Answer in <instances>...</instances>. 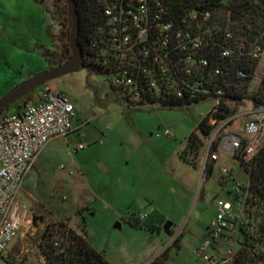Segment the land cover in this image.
Masks as SVG:
<instances>
[{"label": "rangeland", "instance_id": "obj_1", "mask_svg": "<svg viewBox=\"0 0 264 264\" xmlns=\"http://www.w3.org/2000/svg\"><path fill=\"white\" fill-rule=\"evenodd\" d=\"M60 33L39 1L0 0V98L59 66ZM263 78L264 54L254 77L238 86L252 98ZM48 89L65 93L75 105V129L67 139L50 141L25 178L11 210L21 224L19 235L0 264H42L40 243L48 225L66 222L80 232L82 218L88 242L112 264H147L166 247L172 264H207L199 252L217 217L218 197L234 201L236 183L248 181L227 153L219 151L217 161L207 163H214L210 177L203 151L198 169L182 156L214 101L134 107L109 76L87 68L40 85L32 91L35 101ZM246 121L234 120L226 132L241 133ZM166 129L173 135L166 136ZM222 166L235 172L236 181L222 183ZM168 223L172 234L165 231ZM237 236L243 239L240 232ZM178 238L180 247L173 245ZM223 239L205 254L220 257L239 248L233 238Z\"/></svg>", "mask_w": 264, "mask_h": 264}, {"label": "built area", "instance_id": "obj_2", "mask_svg": "<svg viewBox=\"0 0 264 264\" xmlns=\"http://www.w3.org/2000/svg\"><path fill=\"white\" fill-rule=\"evenodd\" d=\"M99 1L104 20L98 27L99 39L93 43L91 54L85 56V62L107 72L111 85L127 97L131 106L137 107L142 102L144 106H160L146 104V88L158 94L165 91L168 95L183 97L179 85L192 82L196 72L193 57L212 37L211 13L206 11L200 17L185 7L182 8L184 15H180L173 0ZM173 7L176 11L171 10ZM231 37L226 31V38ZM95 47L97 51H93ZM231 53L225 49L221 55L228 57ZM199 61L202 66L209 64L207 59ZM86 67L94 72L87 64ZM152 71L153 78H147ZM43 97L40 103L26 104L20 114L0 115V259L19 235L21 224L15 215L11 216V210L17 207L16 199L25 178L50 141L67 139L74 132L77 110L67 95L48 89ZM209 100L214 104L204 118H209L215 127L203 150V168L209 161H217L220 151L244 169L243 165L250 163L264 148V107L255 108L253 102L245 101L241 111L218 123L214 112L220 99ZM243 116L247 121L241 133L226 132L234 120ZM164 134L173 135L169 129ZM234 176L231 168L221 167L222 181H233ZM244 187L247 185L236 183L234 201L217 200V217L199 252L207 264H233L235 248L227 249L220 257L205 254V248L214 246L227 234L236 237V223L244 216L248 196Z\"/></svg>", "mask_w": 264, "mask_h": 264}, {"label": "trees", "instance_id": "obj_3", "mask_svg": "<svg viewBox=\"0 0 264 264\" xmlns=\"http://www.w3.org/2000/svg\"><path fill=\"white\" fill-rule=\"evenodd\" d=\"M37 1L51 15L53 23L61 27L59 36L60 42L62 38L61 49L59 48L61 62L58 63L61 65L72 56L70 35L73 24L67 1ZM75 1L81 21L78 43L85 56H88L91 54L93 43L99 39L98 27L104 20L102 5L99 0ZM173 2L180 15H184L182 8L185 9V7L197 12L200 17L203 16L202 13L209 11L212 18V37L209 38V44L198 49V53L193 57L196 72L192 75V82L188 81L187 84L179 85L183 91V97L177 98L174 95H168L165 91L158 94L155 90L146 88V94H144L146 104L147 102L158 103L165 108H184L198 105L209 99H220V104L215 107L216 112H214V118L218 123L241 111L246 105L245 101L253 102L255 108L264 107V78L253 99L248 97L245 87L238 86L239 84L245 86L254 77L264 54V0H173ZM174 7L171 8L172 11ZM180 23L183 27L186 26L185 23ZM226 31L232 34L230 39L226 38ZM225 49L232 51L228 57L221 55ZM93 51H97V48H93ZM201 59H207L209 64L202 66L199 63ZM86 64L94 72L109 76L99 67H92L88 62ZM153 76L152 71L147 78H153ZM113 88L130 105L127 97L121 95L115 87ZM59 93L63 92L59 91ZM25 98L27 102L24 101ZM43 99V94L40 93L35 101L31 91L14 103L15 109H12L10 105L0 111V115L20 114L26 104L40 103ZM143 106L144 102L137 107ZM214 127L209 118H204L197 130L187 139L182 156L197 169L200 168L198 154L204 150L206 140ZM243 167L249 175L247 187L243 188L248 192V196L244 216L236 223L237 234L240 232L243 239H238L237 234L236 237H232L234 243L239 244V248L235 249L233 264H264V148ZM213 171L214 163H211L205 169V177H210ZM80 229L79 232L66 222L48 225L40 243L45 257L42 264H112L88 242L84 218H82ZM169 233L172 234V230ZM173 245L180 247V239L173 241ZM147 264H172L170 263V247H166Z\"/></svg>", "mask_w": 264, "mask_h": 264}, {"label": "water", "instance_id": "obj_4", "mask_svg": "<svg viewBox=\"0 0 264 264\" xmlns=\"http://www.w3.org/2000/svg\"><path fill=\"white\" fill-rule=\"evenodd\" d=\"M69 12L71 14L73 30L70 35L72 56L71 58L57 67H54L48 71H45L21 86L17 87L14 91L8 95L0 98V111L14 104L17 100L21 99L24 95L30 93L42 84L49 82L55 78L62 77L67 74L79 72L86 67L85 53L78 43V37L80 32L81 21L77 12V5L75 0H66ZM172 227V223H168L165 226V231H169Z\"/></svg>", "mask_w": 264, "mask_h": 264}, {"label": "crops", "instance_id": "obj_5", "mask_svg": "<svg viewBox=\"0 0 264 264\" xmlns=\"http://www.w3.org/2000/svg\"><path fill=\"white\" fill-rule=\"evenodd\" d=\"M40 93L43 94L44 91H40ZM76 119H77V118H76ZM74 129H75V128H74ZM45 148H46V147H45ZM231 159H232V158H231ZM232 161H234V160L232 159ZM245 173H246V172H245ZM234 174H235V172H234ZM246 175H247V174H246ZM221 181H222V180H221ZM233 181H236V175L234 176V180H233ZM222 183L227 184L228 182H226V181H222ZM219 198H221V197L219 196L218 199H219ZM212 223H213V221H212ZM212 223H211V225H212ZM171 229H172V228H171ZM225 237H226V238H225ZM225 237H223V238H224V239H227V238H228V234H227ZM224 239H223V240H224ZM215 248H216V247H215ZM216 249H217V248H216ZM221 255H222V254H221ZM221 255H220V256H221ZM43 257H44V255H43Z\"/></svg>", "mask_w": 264, "mask_h": 264}]
</instances>
